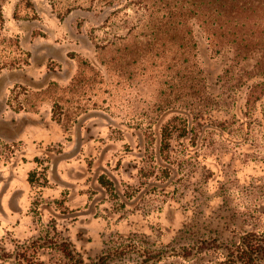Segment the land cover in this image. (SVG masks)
<instances>
[{
	"label": "rangeland",
	"instance_id": "obj_1",
	"mask_svg": "<svg viewBox=\"0 0 264 264\" xmlns=\"http://www.w3.org/2000/svg\"><path fill=\"white\" fill-rule=\"evenodd\" d=\"M148 1L0 0L29 54L0 73V264H65L62 242L85 263L230 264L264 234V95L246 107L264 75L197 28L187 54L155 35Z\"/></svg>",
	"mask_w": 264,
	"mask_h": 264
},
{
	"label": "trees",
	"instance_id": "obj_2",
	"mask_svg": "<svg viewBox=\"0 0 264 264\" xmlns=\"http://www.w3.org/2000/svg\"><path fill=\"white\" fill-rule=\"evenodd\" d=\"M148 2L134 0V4L140 8L147 6ZM157 3L155 11L152 12L155 35L163 33L171 38L178 37L184 42V53L187 54L195 50L194 28H197L202 37L215 42L220 48L228 42L233 44L236 51L242 50L245 56L249 55L255 60L252 73L264 75V0H157ZM160 4L163 7L160 6L159 9ZM28 5L31 7L30 3ZM32 13L29 19L34 20L37 16L34 11ZM3 24L0 13V73L3 70L21 69L28 64L29 59L28 52L19 47L16 39L4 36ZM14 88L25 90L20 86ZM263 95L264 80L253 83L246 94V107L254 108ZM58 106L55 103L53 114H58L60 118L62 114ZM171 135L172 128L165 126L161 133L162 149L169 146ZM56 249L63 255L65 264H103L102 261L85 263L67 242H62ZM23 259L25 264H37L31 258L24 256ZM228 262L264 264V234L242 236L235 250L228 253Z\"/></svg>",
	"mask_w": 264,
	"mask_h": 264
},
{
	"label": "crops",
	"instance_id": "obj_3",
	"mask_svg": "<svg viewBox=\"0 0 264 264\" xmlns=\"http://www.w3.org/2000/svg\"><path fill=\"white\" fill-rule=\"evenodd\" d=\"M9 193H10L9 189L5 191L3 190V182H0V211H3L1 205H3V209H4V204H5L4 202H7Z\"/></svg>",
	"mask_w": 264,
	"mask_h": 264
}]
</instances>
